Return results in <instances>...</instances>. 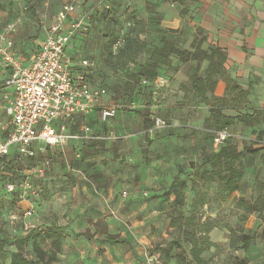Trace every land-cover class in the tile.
Listing matches in <instances>:
<instances>
[{
	"label": "rangeland",
	"instance_id": "1",
	"mask_svg": "<svg viewBox=\"0 0 264 264\" xmlns=\"http://www.w3.org/2000/svg\"><path fill=\"white\" fill-rule=\"evenodd\" d=\"M67 2L76 6L74 19L89 23L69 49L91 59L96 83L107 88L104 103L116 105L118 113L108 123L95 116L88 124L98 139L5 160L9 171L0 165V238L7 240L0 264H10L13 239L50 227L64 234L56 264H177L179 253L192 260L189 239L169 227L177 212L174 196L165 193L176 178L186 182L183 213L195 218L184 228L216 244L202 253L205 264H264V213L249 214L238 204L240 198L264 195V149L238 162L239 187L233 193L217 175L210 178L216 167L206 157L220 150L214 140L217 109L236 119L225 145L264 146V60L242 62L236 52L254 55L262 48L264 53V0H0V41L9 33L17 55L29 59ZM164 35L183 50L227 51L225 75L217 77L222 92H194L193 75L206 73V60L178 61L184 68L180 85L166 82L175 79V67L149 69ZM133 39L139 42L138 57L124 65L122 52ZM5 68L0 66V140L11 116ZM153 114L170 127L151 132ZM46 161L47 180L36 196L23 184L29 170ZM244 236L250 238L248 247ZM26 254L34 257L31 245Z\"/></svg>",
	"mask_w": 264,
	"mask_h": 264
},
{
	"label": "built area",
	"instance_id": "2",
	"mask_svg": "<svg viewBox=\"0 0 264 264\" xmlns=\"http://www.w3.org/2000/svg\"><path fill=\"white\" fill-rule=\"evenodd\" d=\"M74 2L65 3L54 25L29 62L14 50L13 41L4 33L0 41V63L9 70L5 98L10 105L6 137L0 140V158L16 152L34 158L39 151L65 146L70 141L98 139L89 125L79 123L99 110L100 121L108 123L118 113L116 105H106L107 88L94 84L93 62L75 60L68 54V44L77 32L86 29L85 20L75 18ZM12 28H9L10 31ZM147 84V80L142 81ZM151 132L170 127L160 116L152 115ZM80 127V132L73 131ZM232 136L231 128L217 130L216 146L221 148ZM50 162L31 168L24 182L25 190L39 195L34 179L45 176ZM126 195V194H125ZM33 211L26 210V215Z\"/></svg>",
	"mask_w": 264,
	"mask_h": 264
},
{
	"label": "trees",
	"instance_id": "3",
	"mask_svg": "<svg viewBox=\"0 0 264 264\" xmlns=\"http://www.w3.org/2000/svg\"><path fill=\"white\" fill-rule=\"evenodd\" d=\"M61 9V8H60ZM59 12V11H58ZM58 14V13H57ZM86 26L89 25L85 21ZM86 30H81L77 32L84 33ZM76 34V35H77ZM73 36L72 39H74ZM71 39V40H72ZM116 41L113 40L112 43ZM204 40H200V43H203ZM161 46L154 48L150 55V62L148 64V68L156 71L162 66H172V57L176 56L179 58L181 62H189V61H197L198 64L202 61H208V66L206 69V73L204 75H200L195 73L193 75V88L196 93L206 94L207 92L214 93L217 85L218 79L217 77H222L225 75V64L228 59L227 52L221 47L211 48L210 50H203L201 47L196 48L193 52L188 49H180L176 42L166 35L161 38ZM68 54L73 57L75 60L79 59H87L88 57H80L69 49L68 44ZM140 51L139 42L136 39L129 40V46L124 50V59L123 64L127 65L130 62H134L138 57V53ZM95 66L92 68L91 78L97 86H103L101 84H97L95 80ZM132 77H136L133 76ZM227 80H232L231 77H227ZM128 86H132L127 82ZM235 87V86H233ZM237 87V86H236ZM239 87V86H238ZM244 91V90H242ZM95 116L99 117V110H96L93 114L89 115L83 120H79V123L91 124V121L95 118ZM215 117V125L218 130H221L225 127L232 128L235 124L236 119L233 116H226L219 109L215 110L213 113ZM264 149L253 148V146H245L244 150H240L231 145H224L220 148L218 152H210L206 154L208 158V162L216 167L214 173L210 174V178L213 179L215 175L218 176V180L224 184L226 190L229 193H233L238 190L239 187V177L240 170L238 167V162L245 154H258L260 151ZM40 153L42 151H39ZM39 152L37 154H39ZM37 155L34 157L36 158ZM20 159V157L16 152H13L11 155L7 157L0 158L2 162L0 163L5 165L4 169L9 171L7 167L8 164H5V160L10 161L11 159ZM1 167V166H0ZM218 168V169H217ZM48 171V170H47ZM47 173L44 177L34 179L36 184L39 185L40 192H42V185L47 180ZM185 187L186 182L181 181L179 178H176L171 184L169 190L165 193V195H173V206L176 210L177 214L171 215L169 227H176L186 236L187 239L191 242L190 253L192 255V260H187L186 255L183 253H179L177 255V264H205L204 259L202 258V253L213 246H216L214 242H212L209 236H196L184 228L185 225L193 226L195 224V218L193 216L186 217L183 213V208L185 206ZM238 204L242 207L247 213H264V195L259 196L255 201L246 200L245 198H240L238 200ZM4 203L0 201V209L3 208ZM247 220V218L242 219ZM64 234L60 232L59 228H37L31 229L25 235L16 237L12 240L11 245L16 249L12 252L10 257V264H56L59 254L62 251ZM115 239V235L107 234V239ZM243 241H245L246 247L250 244V238L248 236H244ZM49 244V249L46 250L44 248V244ZM31 245L32 250L34 252V257H28L26 254L27 247ZM7 240L5 238H0V253H6L7 251ZM180 247V245H178ZM247 260L241 261L239 264H247Z\"/></svg>",
	"mask_w": 264,
	"mask_h": 264
},
{
	"label": "crops",
	"instance_id": "4",
	"mask_svg": "<svg viewBox=\"0 0 264 264\" xmlns=\"http://www.w3.org/2000/svg\"><path fill=\"white\" fill-rule=\"evenodd\" d=\"M227 52V51H226ZM237 52V57H238V60L239 61H242V62H246V61H248L249 63H251V64H260L261 63V61L262 60H264V53H263V50H262V48H259V50L257 51V53L256 54H254V55H248L247 53H246V51H236ZM228 54V53H227ZM33 56V55H32ZM32 56H30L29 57V59H27L26 60V63H28L29 62V60H30V58L32 57ZM174 57V56H173ZM173 57H172V66L171 67H169V66H162V67H164V68H174V70H175V72L174 73H171L172 75H173V77L175 78V79H166V82H167V84L169 85V86H172V84L174 83V84H176V83H179V85H180V83L182 82V79H184V68L181 66V65H179V63H177L178 61L179 62H181L180 60H179V58L178 59H176V61H173ZM176 57V56H175ZM228 60V59H227ZM194 61V60H193ZM189 62H191V61H189ZM189 62H181L182 64L183 63H189ZM197 62V61H196ZM177 63V64H176ZM0 66H4L3 64H1L0 63ZM5 67V66H4ZM6 69V68H5ZM7 70V69H6ZM10 73V72H9ZM9 73H8V75H7V77H6V79L8 78V76H9ZM184 81V80H183ZM222 86H223V82L222 81H218V85H217V88H216V90H215V93H217L218 94V91H219V93H221L222 92V90H220L221 88H222ZM194 89V88H193ZM194 92H195V90H194ZM199 94V93H198ZM196 107V106H195ZM198 130H201V128L202 127H196ZM198 133H200V131H198L197 132V134ZM173 198V197H172ZM173 200V199H172Z\"/></svg>",
	"mask_w": 264,
	"mask_h": 264
}]
</instances>
